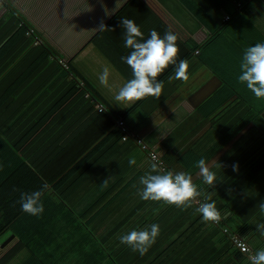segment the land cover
Returning <instances> with one entry per match:
<instances>
[{
  "label": "trees",
  "instance_id": "1",
  "mask_svg": "<svg viewBox=\"0 0 264 264\" xmlns=\"http://www.w3.org/2000/svg\"><path fill=\"white\" fill-rule=\"evenodd\" d=\"M226 1L227 5L233 6L228 14L230 18L222 20L221 16H215L213 24H222L223 27L212 29L209 40L196 46L197 55L223 82L207 100L220 98L222 103L235 98L232 102L238 106L248 105L252 111L247 116L253 121L254 127L233 144L230 139L227 140L230 133L225 137V129H218L220 127H215L221 134L220 141L213 142L212 147L209 146L208 136L207 139L200 137L191 147L184 148L183 152L173 150V144H170L171 147L166 148L162 155H157V161L153 162L158 165L159 172L152 173L151 166L141 171L136 164L129 165V155L138 146L145 151L149 149L134 139L123 140L124 133L116 125L83 150L80 159L70 160L69 169L51 181L44 169L61 154L63 141L82 119L94 109L97 110L95 103L99 102L105 108L101 112L97 110L100 120L106 117L107 121L108 117L115 116L117 120L125 121L124 115L108 104L106 97L98 92L91 80L80 77L74 65L75 58L60 62L63 54L59 44L44 35L46 16L28 14L26 8L21 6L22 0H0V236L9 229L27 233L26 237L33 233L31 226L39 230L42 222L28 221L35 220V216L23 212L18 201L21 193L39 190L47 184L48 190L42 197L45 209L42 215H62L74 220L77 215L88 217L91 213H88L87 208L91 209L90 212L96 209V214L85 224L99 217L100 225L107 230V236L99 240L100 247H109L108 250L113 254L111 257L123 256L133 261V264H250L249 255L235 246L231 235L238 234L254 252L264 249V236L256 230L257 224L264 223V213L258 208L264 202V99H257L238 80L240 64L248 45L241 44L244 47L238 48L235 26L240 21L252 22L247 19L246 8L258 0ZM41 6L38 4L36 8ZM197 16L210 26L208 18L200 13ZM80 81L84 84L75 97L76 85L81 87ZM28 83L33 88L32 92L28 89ZM20 88L28 91L27 94H33V97L30 95L22 99ZM37 92L40 95L35 97ZM70 100L72 104L82 100L85 107L77 113L74 108L58 111L50 122L43 123L56 112L52 110L56 105L59 108V105ZM235 109L231 108V112ZM231 112L228 110L229 118ZM63 119H68L63 127L53 126L61 124ZM18 121H23L24 126L18 127ZM228 122L226 117V124ZM42 125L44 128L41 131ZM29 128L33 134L38 133L40 136L41 133L45 140L38 139L33 146L29 144L28 148L38 150L34 158L19 151L12 140L14 136L17 139L22 137L20 129ZM128 130L142 139L135 130L129 127ZM201 158L206 161L216 159L212 160L216 163L211 169L217 175L215 187L196 178L199 172L196 164ZM234 164H238L237 171L233 170ZM167 171L191 174L202 194L213 193L212 200L223 217L220 223L204 222L202 215L196 211L197 205L181 210L163 202L142 200L139 191L144 186L139 183L140 177ZM94 172L103 174L101 183L106 178H114L107 188L100 187V196L85 191L80 198L88 204L84 213L77 206L73 205L72 209L68 203L74 200L75 187L76 190L80 188L74 184L85 181L86 176ZM199 199L205 202L203 195ZM98 205L101 208H97ZM154 223L160 226V234L143 257L121 244L120 237L111 238L117 232L124 231L122 235H125L132 230L148 228ZM79 228V225L74 226L75 233Z\"/></svg>",
  "mask_w": 264,
  "mask_h": 264
},
{
  "label": "crops",
  "instance_id": "2",
  "mask_svg": "<svg viewBox=\"0 0 264 264\" xmlns=\"http://www.w3.org/2000/svg\"><path fill=\"white\" fill-rule=\"evenodd\" d=\"M22 1L21 6L26 8L28 14L47 17L43 23L44 35L55 44H59L63 54L62 58H64H61L60 62L65 63V59L75 58L74 65L80 77L91 80L98 92L106 97L108 104L112 105L116 112L121 111L127 126L140 134L149 150L145 151L138 146L129 156L136 159L137 168L141 171H146L154 162L151 152L160 156L166 151V148L171 147L170 144H173L171 147L173 150L183 152L184 148L191 147L200 137L207 139L208 136L209 141H207L212 147L213 142L220 141L221 134L218 133V129H225V137H228L230 133V138L227 140L230 139V143L233 144L235 141L241 140V137H244L250 128L254 127L253 121L247 116L250 114L249 111H252L248 105L239 104L238 106L232 102L235 98L231 99V102L224 100L222 103L220 98H214L213 101L207 100L222 86L223 82L206 64L199 60L197 55L196 46L203 45L212 36V29L220 28L222 25L213 24L215 16L219 15L222 20H226L225 16L230 14L233 9V6L227 5L228 1ZM255 3L246 8L247 19H251L252 22L240 21L235 26L238 48L244 47V44L250 47L257 43H264V0H258ZM38 4L42 5L41 8H36ZM197 13L208 18L210 26L205 25ZM42 18L40 17V19ZM122 18L134 20L144 33L145 39L149 37L152 29H155L161 37L168 31L176 34L178 36L177 44L180 48L178 62L181 59H186L189 63L188 81L175 79L176 66L170 65L158 77V80L163 81L164 84L159 99L148 97L133 103L129 108L118 105L113 99L115 93L127 80L132 78L130 67L121 60V57L128 55L131 51L124 46L123 29L120 25ZM101 23L106 25L107 29H99ZM105 65L109 66L112 71L109 77L111 90L100 85L98 80ZM80 83L81 87L76 85L75 97L84 84L83 81ZM28 89L31 92L33 90L29 83ZM19 91L22 99L30 95L33 97V94L26 93L28 91L25 92L21 88ZM23 92L24 94H22ZM39 95L40 92H37L35 97ZM222 97L225 98V95ZM84 107L85 102L82 100H76L74 104L70 100L59 105V108L56 105L55 109H52L56 112L43 120V123L50 122L58 111L74 108L77 113ZM231 108H236L235 113L231 112ZM228 110L231 112L230 118ZM98 116L97 110L91 111V114L89 113L87 117L83 118L76 129L63 141L64 149L61 154L44 169L51 181L69 169L67 166L70 160L80 159L83 156V150L116 127L117 118L115 116L108 117L107 121L106 117L100 120ZM226 117L229 120L227 124ZM63 121L64 119L61 124H53V126L63 127L68 119ZM22 122L18 121L16 125L23 127ZM41 128L42 131L44 126L42 125ZM237 129H239L237 131L239 134H236ZM19 132L23 135L18 139L15 136L12 138L14 146L18 150L20 149L19 151H24L28 157L34 158L38 150L33 147L28 148L29 144L33 146L38 139V141H45L44 137L41 133L40 136L38 133L33 134V130L30 128L20 129ZM22 141L24 144L21 145ZM209 149L212 150V148ZM102 176L103 174L94 172V174L87 175L85 181L74 184L80 188L76 190L75 187V191L70 189L75 192V197L71 204L68 203V206H71L72 209L73 205L77 206L78 210L84 213L88 204L84 203L86 200L80 198L83 197L85 191H92L93 194L100 196ZM97 208H101V205H98ZM86 210L91 213L88 217L77 215L74 220L68 216L51 214L35 217V220H28L42 222L39 230H35L34 226H31L30 229L33 230V233L28 234L29 238L25 236L27 233L22 232L23 234H21L13 229L7 230L0 236V264H133V261L123 256L114 255L111 257L113 254L108 250L109 247H104V249L100 247L99 240L101 237L107 236V230L103 225H100L99 217L92 220L90 224H85L90 222L93 215L96 214V209L91 212L89 208ZM1 216L2 213H0ZM77 225L80 228L75 233L76 230L73 229ZM122 233L124 231L117 232L111 238H119ZM21 235L25 238H22Z\"/></svg>",
  "mask_w": 264,
  "mask_h": 264
},
{
  "label": "clouds",
  "instance_id": "3",
  "mask_svg": "<svg viewBox=\"0 0 264 264\" xmlns=\"http://www.w3.org/2000/svg\"><path fill=\"white\" fill-rule=\"evenodd\" d=\"M120 25L123 29L124 46L131 50L128 55L121 57V60L130 67L132 78L127 80L115 93L113 99L118 105L129 108L133 103L148 97L159 99L164 84L163 81L158 80V77L170 65L176 66L175 79L188 81L189 63L186 59H181L178 62L180 48L177 44L178 36L176 34L168 31L161 37L155 29H152L149 37L145 39L144 33L134 20L122 18ZM99 29H107V26L101 23ZM240 69L239 82L245 84L257 99H264V43H257L245 49ZM111 74V68L105 65L98 76L100 85L109 90H111L109 84ZM128 163L135 165L136 159L132 157ZM215 163L201 158L196 164L199 169L196 178L202 179L205 184L211 187H215L217 183V175L211 170ZM232 167L234 171L238 170V164H234ZM151 169L152 173L159 172L156 163L151 165ZM113 178L104 179L101 188H107ZM139 183L144 186L139 191L140 198L144 201L163 202L181 210H187L193 205H197L196 211L202 215V219L206 223L219 224L223 218L212 200L213 193L202 194L191 174L183 171L149 174L141 176ZM48 187L47 184H44L39 190L21 193L18 201L21 210L31 216H41L45 210L42 197ZM202 195L205 202H201L199 199ZM258 208L261 213H264V202H261ZM256 230L261 236H264V223L257 224ZM159 234L160 226L154 223L143 230H132L119 239L121 244L127 245L133 252L139 253L143 257L156 243ZM248 259L250 264H264V249L250 254Z\"/></svg>",
  "mask_w": 264,
  "mask_h": 264
},
{
  "label": "built area",
  "instance_id": "4",
  "mask_svg": "<svg viewBox=\"0 0 264 264\" xmlns=\"http://www.w3.org/2000/svg\"><path fill=\"white\" fill-rule=\"evenodd\" d=\"M230 16L226 15L225 19H229ZM96 109L101 112L104 110L103 106L98 103L95 105ZM117 126L122 130V132L124 133L123 135V140H127V139H134L137 141V143L139 144H143L142 139L139 138L134 132L128 130L127 124L123 119H118L117 120ZM143 147H146L145 145H143ZM152 158L154 159V161H157V155L155 153L151 154ZM202 202V201H201ZM231 238L233 240V243L235 244V246L242 252L247 253L248 255L250 254H255V252L250 248V246L246 243V241L241 238L238 234H233L231 235Z\"/></svg>",
  "mask_w": 264,
  "mask_h": 264
},
{
  "label": "bare ground",
  "instance_id": "5",
  "mask_svg": "<svg viewBox=\"0 0 264 264\" xmlns=\"http://www.w3.org/2000/svg\"><path fill=\"white\" fill-rule=\"evenodd\" d=\"M142 142H143V140H142ZM138 144H139V143H138ZM143 145H145V143H144V142H143ZM145 146H146V145H145ZM145 148H146V147H145ZM152 153H154V152H151V154H152ZM155 154H156V153H155ZM156 155H157V154H156ZM151 157H152V156H151ZM152 159H153V158H152ZM153 160H154V159H153Z\"/></svg>",
  "mask_w": 264,
  "mask_h": 264
}]
</instances>
